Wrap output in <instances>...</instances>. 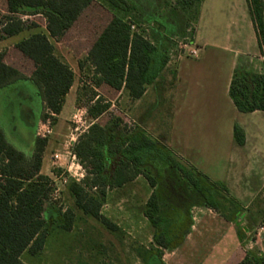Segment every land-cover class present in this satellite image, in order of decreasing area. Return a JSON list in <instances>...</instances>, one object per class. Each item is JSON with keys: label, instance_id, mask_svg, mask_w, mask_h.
Returning <instances> with one entry per match:
<instances>
[{"label": "trees", "instance_id": "1", "mask_svg": "<svg viewBox=\"0 0 264 264\" xmlns=\"http://www.w3.org/2000/svg\"><path fill=\"white\" fill-rule=\"evenodd\" d=\"M107 1L109 5L100 3L105 17L100 16L87 49V59L94 67L93 83L112 97L125 91L137 99L158 81L170 54L164 45L136 30L130 14L151 25L154 32L170 36L185 31L186 6L201 0ZM94 2L4 0L0 41L26 28L24 14H41L46 24L45 31L34 32L14 45L18 54L33 63L30 77L7 60L6 51H0V89L32 79L38 87V101L41 99L44 110L54 113L53 119H57L74 84L75 72L57 55L51 39L61 40ZM247 3L264 53V0ZM30 23L31 27L39 26L35 21ZM229 94L241 112L264 110V71L236 68ZM97 96L93 107L96 118L112 105L103 96ZM40 117L46 120L48 114ZM234 138L239 144L246 141V133L238 123L234 125ZM46 144V138L36 137L29 156L8 139L0 124V264H27L22 260L23 252L41 251L54 224L65 230L73 227L74 210L53 204L52 180L41 172ZM73 151L85 170L80 180L69 183L75 203L111 229H117V224L101 211L107 191L139 175L146 178L152 190L144 214L153 228L157 246L148 252L147 260L157 255L159 248L173 251L183 245L195 223L194 207L211 208L234 222L242 242L251 229L239 220L243 207L223 181L210 179L139 125L131 128L120 117H112L106 124L95 121L75 142ZM237 264H264V254L257 248L247 249Z\"/></svg>", "mask_w": 264, "mask_h": 264}, {"label": "rangeland", "instance_id": "2", "mask_svg": "<svg viewBox=\"0 0 264 264\" xmlns=\"http://www.w3.org/2000/svg\"><path fill=\"white\" fill-rule=\"evenodd\" d=\"M101 2L109 5L107 0H95L61 40L51 39L55 43L57 55L74 69L76 75V84L66 95L63 109L57 119H53V116H56L54 113L44 110L41 99L38 101L39 97L35 96L39 94L38 87L32 79L22 80L13 88L0 89V124L8 139L29 156L33 152L36 137L47 139L42 153L41 172L52 180L54 188L51 201L55 206L72 208L75 212L71 230L54 224L43 249L36 254L24 251L22 260L27 264H210L213 260L226 261L229 254L226 253V256L222 257L220 253V247L226 243L230 244L231 252L236 249L239 254H244L247 249L257 248L264 254V192L263 197H256L251 204L242 206L243 224L251 226L245 241H240L236 232L234 233V222L211 208L194 207L192 212L195 225L183 245L173 251L159 248L157 255L149 260L146 259L148 251L157 248L153 241V228L144 214L150 185L147 186L138 180L119 189V197L124 199L117 200L118 203L110 211L116 217V220L112 219L117 224V229H111L101 220L85 213L75 203L69 183L85 174L73 151L75 142L95 121L106 124L112 117H120L131 128L138 125L129 115L130 98L125 91L112 97L93 83V72L86 54L97 23L100 22V16L105 17L100 11ZM243 6L244 0H208L205 6L207 12L202 14L201 24L205 39L223 42L226 37L243 34L247 45L251 42L248 46L253 48L254 45L257 48L255 28L249 19L251 15L246 16L249 21L241 24L240 29L229 28L222 16L224 12H230V7L238 10ZM202 10L203 0L186 6L185 31L170 36L154 32L151 25L138 21L132 13L130 18L136 22V30L164 45L174 58L184 51V42L194 39ZM31 11L32 9L27 12ZM4 16V0H0V26ZM23 18L26 20V28L1 40L0 51H6L7 60L20 67L24 74L30 77L33 63L18 54L14 45L34 32L45 31L46 19L41 14H24ZM31 21L37 22L39 26L31 27ZM156 84L165 85L160 80ZM97 95L103 96L112 105L96 118L93 107ZM43 113L48 114L46 120L39 119ZM227 262H230V259Z\"/></svg>", "mask_w": 264, "mask_h": 264}, {"label": "crops", "instance_id": "3", "mask_svg": "<svg viewBox=\"0 0 264 264\" xmlns=\"http://www.w3.org/2000/svg\"><path fill=\"white\" fill-rule=\"evenodd\" d=\"M207 1L203 0L197 31L190 41L191 46H198V55L191 56L184 50L174 58L170 56L158 78L165 85L151 84L137 99L128 95V111L148 135L162 141L210 179L223 181L229 193L243 206L251 204L256 197H263L264 110L239 111L230 97L229 87L236 68L263 72L264 53L247 9V0H244L243 7L238 10L230 7V12H224L222 16L229 28L240 29L241 24L249 21L246 19L249 14L250 23L255 28L257 48L254 45L250 48L251 42L248 46L243 34L226 37L223 42L205 39L201 24L202 14L207 12ZM91 69L93 72L92 65ZM75 84L76 79L70 91ZM235 123L241 125L246 133L244 144H239L234 138ZM138 180L149 186L146 178L139 175L107 191L101 211L111 221L116 217L110 211L118 203L117 200L124 199L119 197V189ZM131 195L133 198L134 192ZM242 216L239 220H243ZM235 229L234 233L237 234ZM230 248L227 243L220 247L222 257L229 254L226 261L213 260L210 264H237L245 253L239 254L236 249L231 252ZM228 259L230 262H227Z\"/></svg>", "mask_w": 264, "mask_h": 264}, {"label": "built area", "instance_id": "4", "mask_svg": "<svg viewBox=\"0 0 264 264\" xmlns=\"http://www.w3.org/2000/svg\"><path fill=\"white\" fill-rule=\"evenodd\" d=\"M183 48L184 50H187V52L189 53V55L191 56H197L199 53V48L198 46H191L190 42H184L183 43ZM82 167V165H80ZM84 169V168H83ZM84 176V174L81 176V178ZM81 178H79L78 180H80Z\"/></svg>", "mask_w": 264, "mask_h": 264}]
</instances>
